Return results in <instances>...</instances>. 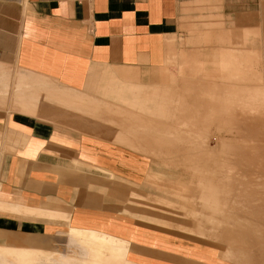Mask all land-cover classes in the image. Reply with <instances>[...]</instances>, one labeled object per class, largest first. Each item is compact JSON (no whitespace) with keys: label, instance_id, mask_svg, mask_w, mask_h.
<instances>
[{"label":"crops","instance_id":"obj_1","mask_svg":"<svg viewBox=\"0 0 264 264\" xmlns=\"http://www.w3.org/2000/svg\"><path fill=\"white\" fill-rule=\"evenodd\" d=\"M263 62L264 0H0V251L81 230L128 242L137 264L192 261L176 246L207 247L152 224L145 190L174 194L158 170L178 131L239 129L234 97L264 88Z\"/></svg>","mask_w":264,"mask_h":264},{"label":"bare ground","instance_id":"obj_2","mask_svg":"<svg viewBox=\"0 0 264 264\" xmlns=\"http://www.w3.org/2000/svg\"><path fill=\"white\" fill-rule=\"evenodd\" d=\"M1 77H3V75H1ZM3 79L0 78V80L2 81ZM20 80L24 81L23 79ZM23 83L22 84L20 83L21 86L22 85L24 86L25 83L24 84ZM37 87L38 89H34L37 90L36 92L33 90V88L31 89L32 92H35V94L30 91L34 97L36 96L35 98H37L40 95L38 93L40 92L38 91L39 86ZM6 89H8V87ZM19 92H17L16 95L18 96L22 95L21 93H23V89L20 93ZM225 93H227V91H225ZM239 94L240 95L236 96V97L239 96L238 98L239 117H237L238 114L234 115V111H232L233 118H235L234 116L238 118L239 129L229 132L230 137L228 138L223 137L222 141L220 140L221 137H214L215 145H213L214 146L213 148H209L206 146L200 147L198 145L200 140H204L205 142L206 139L209 138L208 135H202L204 137H201V135H195L194 131H193L194 135H190L189 134L190 132L188 133L187 130L184 129L185 131L184 130L178 131L177 135L170 137L169 140L170 141L169 146L171 143L174 144L172 142L173 140H175V145L179 144L182 146L181 147L179 145L176 146L175 152L171 153L172 157H170L167 166L172 167V169L173 168L177 170L181 169L182 170L181 172L184 173V176L187 178V182L189 184L187 183L182 184L171 181L170 185L168 186L169 187L171 186L172 191H174L173 195H177V196L189 195L187 198L184 196L182 199L183 201L181 202L185 201L187 202V204H189V201L192 202V199H194L195 196L198 198V202L196 203L193 202V204L190 203L189 207L188 205L183 203L178 204V206L179 208H181V210H184L186 207H187L186 209L191 207L190 210L186 211L185 217L184 216L183 217L184 219L195 220L197 223L196 225H199V227L195 229L192 228L189 229L184 226L179 228L185 233L187 232L186 234L189 233V235H193L199 237L200 239L205 240L206 243L207 241L208 242L210 241L214 244V247L213 246L212 247L208 246L207 248L193 247L191 249H185V250H189V253L186 251L184 254L186 255L190 254L189 256H191L194 259H202L204 261V264H264V88L256 86L253 89H251L249 92H244L240 90ZM233 95L231 96L229 95V96L232 97ZM242 96L244 97L242 98ZM38 98L36 101H39ZM155 100L157 101V99ZM210 100L208 101L210 102ZM222 101L227 103L223 99ZM153 103L156 104L157 102L154 101ZM179 104H183V103H179ZM208 104L212 105L213 103H208ZM154 106H151L152 109H154L153 108ZM179 106L181 108V105ZM143 107H145V105ZM147 108L149 107L147 106ZM84 109L86 110V108ZM158 109H162V108L158 106ZM187 109L188 108H186V111ZM180 110L179 111L177 110L178 113L180 112ZM150 111L151 110L148 109V112ZM236 111H237L236 113H238V110ZM183 112L186 114L185 111ZM156 113L159 112L156 111ZM208 116L210 117V114ZM213 116L215 117V115H212L211 120H213ZM230 116L232 117V115ZM217 117L218 115L215 118ZM185 122L186 121L184 120L177 121L178 127L179 126L183 127ZM195 123H197V120ZM222 124L224 125V127H228L231 125V121L224 119ZM159 125L158 126L161 127V124ZM141 126L144 125L142 124L140 125V127ZM144 127L143 129H146V126ZM165 129L166 127L164 126L163 130L166 132ZM151 130L153 131L152 128ZM151 130L150 133L152 132ZM158 130L161 131L162 129L158 128ZM148 131L149 130H147V132ZM147 132H145V134ZM148 134L145 135V137H147ZM152 134H157V133H151V135ZM152 136H155L157 138L158 135H152ZM152 136L149 135L148 137H151V139H153ZM140 138L142 139L141 136L138 139ZM164 138H167L168 140V137H164ZM146 139L148 140V138ZM157 139H159V136ZM224 139H226L225 140L226 142H224ZM142 140L143 142L145 141L144 139ZM150 141L151 140H149L148 142ZM159 141H161V139H159ZM131 142H133V140H131ZM160 143L158 146L159 148L161 147L160 145L165 144V143H161V144ZM150 144L152 143L150 142ZM151 146L155 148V146L153 145ZM166 147L168 146L166 145ZM170 147L171 149H173L172 146ZM161 148L163 149V147ZM143 149L147 150L144 147ZM167 151L165 153H167ZM153 154L154 153H151V155ZM161 167L163 168V166ZM191 195L193 196V198ZM155 201L163 204L160 200H155ZM200 210H204V211L206 210L205 212L208 211L209 213H211V215L204 214L202 213L203 211L201 212ZM183 213L185 212L183 211ZM154 225L158 227L161 226L167 228L170 225V223L160 222ZM68 238L71 240L75 248L71 251L70 254H63L62 251L59 250V248H54L52 251L49 252L28 251V250H6V251H0V257L7 262L0 264H112L111 262H113V260L108 258V255H111L113 257H116L117 255L127 256L129 250L128 242L113 238L108 235L100 234L97 232L70 230L68 232ZM194 253H196L199 256H195V257L192 256ZM124 264H135V263L127 259L124 262Z\"/></svg>","mask_w":264,"mask_h":264},{"label":"rangeland","instance_id":"obj_3","mask_svg":"<svg viewBox=\"0 0 264 264\" xmlns=\"http://www.w3.org/2000/svg\"><path fill=\"white\" fill-rule=\"evenodd\" d=\"M263 67H264V62H263ZM234 99H238L236 97H234ZM241 99V98H240ZM201 130H204V131H208V132H216L218 131V129L216 128H205V129H199V131ZM222 130V129H221ZM228 131V129L224 128V132L226 133ZM230 131V130H229ZM201 137H204V136H201ZM207 137V136H206ZM208 139H206V141L204 142V140H200L199 142V146L200 147H203V146H206V147H209V148H213L215 145V140H214V135L210 134L208 135ZM217 137H221L220 140L222 141L223 137L224 138H228L230 137L229 134H223V136H217ZM204 139V138H203ZM226 139H224V142ZM179 145V144H178ZM176 144V146H178ZM180 147L182 145H179ZM211 146V147H210ZM145 164V161L143 162ZM162 163V162H160ZM167 163V162H166ZM155 169L158 168V167H154ZM179 170V171H178ZM172 169V167H160L158 171H160V173L163 171V175L161 176L162 179L166 180V181H174V182H178V183H187V178L184 176V173H182L181 169ZM164 184L167 185V182H164ZM147 190V191H146ZM145 192H149V193H152L153 195H155L154 198H151V197H145V202L143 203L145 207H152V209L154 210V215L157 216V218H159L160 220H156V219H152L150 220L151 223L153 224H156V223H160V222H169L170 225L166 228V227H159L160 230L162 231H167L171 234L174 235L175 239L177 240H183L184 242L188 243V244H196V245H203V246H206V247H214V244L212 242H208L206 243L205 240L203 239H200L199 237H196V236H193V235H189L186 234L184 231L180 230L179 227H186V228H189V229H195L197 227H199V225H196V221L191 219V220H188V219H184L185 217V214H186V211L190 210V208L188 209H184V210H181V208H179L178 204H186L190 205V203L193 204V202H198V198L195 196L194 199H192V202L189 201V204H187V202H181L183 201V197L185 196L186 198L189 196V195H172L170 194L171 191L168 190L167 188H164V189H161L159 192H157L154 188L152 189H146ZM192 196V195H191ZM190 198V197H189ZM193 198V196H192ZM155 200H160L163 204L159 203V202H156ZM153 201V202H152ZM161 204V205H160ZM183 211L185 213H183ZM202 213L204 214H207V215H211V213H209L208 211L205 212L204 210H200ZM184 216V217H183ZM145 220L147 221L148 218H145ZM195 221V222H194ZM165 222V223H167ZM65 236H63V234H59L57 236V238H53V239H42L43 241H45V243H49L46 247L50 248L52 246H57L59 248V250L62 251L63 254H70L71 251L74 248V245L73 243L71 242V240L68 238V232H66L64 234ZM72 243V244H71ZM71 247V248H70ZM73 247V248H72ZM70 248V249H69ZM176 251H184V253L187 251L189 253V250H185V248H181V247H178L176 246ZM190 255V254H189ZM192 256H199L197 255L196 253H194ZM201 257V256H200ZM108 258L112 259L113 262H111L112 264H124V262L128 259L127 256L125 255H117L116 257H113L111 255H108ZM212 262V260H211ZM134 263V262H133ZM137 264V263H135ZM181 264H204V261L202 259H194L192 261H186L184 260V262H182Z\"/></svg>","mask_w":264,"mask_h":264}]
</instances>
